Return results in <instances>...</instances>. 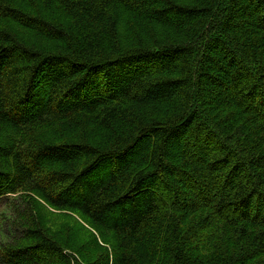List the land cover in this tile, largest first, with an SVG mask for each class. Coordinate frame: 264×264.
Here are the masks:
<instances>
[{"label":"trees","instance_id":"16d2710c","mask_svg":"<svg viewBox=\"0 0 264 264\" xmlns=\"http://www.w3.org/2000/svg\"><path fill=\"white\" fill-rule=\"evenodd\" d=\"M7 197L0 264H264V0H0Z\"/></svg>","mask_w":264,"mask_h":264},{"label":"rangeland","instance_id":"374dc122","mask_svg":"<svg viewBox=\"0 0 264 264\" xmlns=\"http://www.w3.org/2000/svg\"><path fill=\"white\" fill-rule=\"evenodd\" d=\"M12 199L14 197L10 196ZM10 197L4 198L0 200V217L5 216L7 220L8 217L11 216L10 212H12V199ZM15 205L18 206L19 203L15 202ZM17 234V230L11 228L9 225H4V227L0 228V244L8 239H12L14 235Z\"/></svg>","mask_w":264,"mask_h":264}]
</instances>
